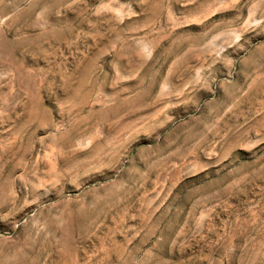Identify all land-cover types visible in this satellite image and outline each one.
<instances>
[{
    "label": "rangeland",
    "instance_id": "rangeland-1",
    "mask_svg": "<svg viewBox=\"0 0 264 264\" xmlns=\"http://www.w3.org/2000/svg\"><path fill=\"white\" fill-rule=\"evenodd\" d=\"M0 264H264V0H0Z\"/></svg>",
    "mask_w": 264,
    "mask_h": 264
}]
</instances>
